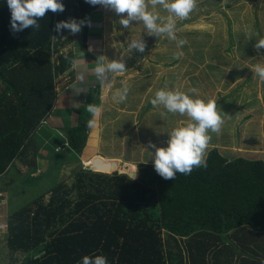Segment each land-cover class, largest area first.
I'll return each mask as SVG.
<instances>
[{
    "label": "trees",
    "instance_id": "16d2710c",
    "mask_svg": "<svg viewBox=\"0 0 264 264\" xmlns=\"http://www.w3.org/2000/svg\"><path fill=\"white\" fill-rule=\"evenodd\" d=\"M106 1L0 0V179L18 159L36 167L27 153L38 154L37 133L58 100L56 79L76 61L73 53L60 52L62 36L81 21L86 33L91 14ZM99 89L98 83L86 99L95 111ZM91 109L75 108V123L55 129L63 143L53 146L54 170L73 155L81 162L88 152ZM122 170L81 167L72 185L58 182L13 212L7 235L12 262L184 264L186 239L191 264L199 258L207 264L212 251L218 260L224 251L246 247L255 256L244 264H264V160L230 159L215 147L202 162L182 151L173 165H145L136 176Z\"/></svg>",
    "mask_w": 264,
    "mask_h": 264
},
{
    "label": "rangeland",
    "instance_id": "374dc122",
    "mask_svg": "<svg viewBox=\"0 0 264 264\" xmlns=\"http://www.w3.org/2000/svg\"><path fill=\"white\" fill-rule=\"evenodd\" d=\"M90 18L86 33H76L79 22L60 47L74 54L77 41H89L82 56L92 53L100 69L99 108L84 102L89 94L74 101L92 106L88 152L54 170L53 146L63 143L54 133L48 147L27 153L37 168L18 159L1 176L0 264H16L7 248L12 213L58 182L72 185L95 156L130 172L173 165L182 151L202 162L215 147L230 159L264 160V0H108ZM49 130L38 131L40 144Z\"/></svg>",
    "mask_w": 264,
    "mask_h": 264
},
{
    "label": "crops",
    "instance_id": "0c3cea01",
    "mask_svg": "<svg viewBox=\"0 0 264 264\" xmlns=\"http://www.w3.org/2000/svg\"><path fill=\"white\" fill-rule=\"evenodd\" d=\"M91 21L92 20L90 18V22ZM81 29L82 30L79 29L80 31L75 30L76 33L81 35L84 32V26ZM85 43L86 42H84V44ZM88 43L89 41L87 42V44ZM75 46L76 49L74 50V55L76 61L74 66L70 70L66 71L64 74H61L56 79L58 100L47 120L48 126L50 127V130L48 132H51L50 133L51 136L45 135L44 139L43 138L41 139L44 141L42 144L39 143L40 146L42 147L45 146V144L46 147H48L52 143L53 140L51 137L53 136L54 133H56L55 129H60L61 126H71L75 123V115L73 110L75 108L80 107L79 105L75 104L74 102L76 101L75 99L79 101L80 97L83 98L84 95L89 94V91L94 89L100 80V78H98L100 69H97V67H95L96 57L95 59L92 58L91 57L92 53L90 54L88 53L85 54V56H82V53H84L85 51V47L82 41H77ZM77 87H79V89ZM85 101L86 99H84V102ZM59 148H60L59 146L56 147V150ZM9 170H7V172ZM235 243H239V242L237 241ZM182 246H183L184 264H191L192 262L190 259V252L187 249L186 239L182 243ZM238 251H242V250L235 249L234 251H231L232 253L229 254L227 251H224L222 253V257L218 258V260L214 256L215 255L214 251H212L206 256V262L207 264H217L218 261L219 264H244L245 257L249 258L250 255L253 258V256H255L250 252L248 247H246V249L242 252H238ZM262 254L264 256L263 252ZM196 264H205V262L203 258H199L198 261H196ZM247 264H253V263L247 262Z\"/></svg>",
    "mask_w": 264,
    "mask_h": 264
},
{
    "label": "water",
    "instance_id": "95a60500",
    "mask_svg": "<svg viewBox=\"0 0 264 264\" xmlns=\"http://www.w3.org/2000/svg\"><path fill=\"white\" fill-rule=\"evenodd\" d=\"M117 166L118 164L115 163L114 161H104V159L101 156H95L92 159V163L90 166V169L93 171L97 172H102V173H111L113 171L114 166ZM124 171V170H122ZM125 173L131 175V176H136V172H130V171H124Z\"/></svg>",
    "mask_w": 264,
    "mask_h": 264
},
{
    "label": "built area",
    "instance_id": "2783aa9c",
    "mask_svg": "<svg viewBox=\"0 0 264 264\" xmlns=\"http://www.w3.org/2000/svg\"><path fill=\"white\" fill-rule=\"evenodd\" d=\"M43 122H44V123H46V122H47V120L45 119V120H43ZM67 144H68V143L66 142V145H67Z\"/></svg>",
    "mask_w": 264,
    "mask_h": 264
}]
</instances>
